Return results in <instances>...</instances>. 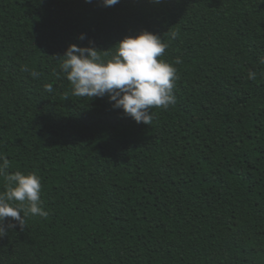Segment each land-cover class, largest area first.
I'll list each match as a JSON object with an SVG mask.
<instances>
[{"label": "trees", "instance_id": "trees-1", "mask_svg": "<svg viewBox=\"0 0 264 264\" xmlns=\"http://www.w3.org/2000/svg\"><path fill=\"white\" fill-rule=\"evenodd\" d=\"M0 264H264V0H0Z\"/></svg>", "mask_w": 264, "mask_h": 264}]
</instances>
